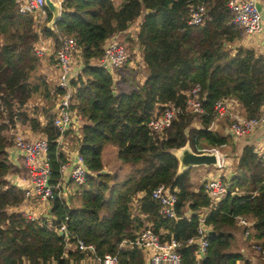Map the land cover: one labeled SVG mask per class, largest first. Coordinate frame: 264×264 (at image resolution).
Wrapping results in <instances>:
<instances>
[{
  "label": "trees",
  "instance_id": "1",
  "mask_svg": "<svg viewBox=\"0 0 264 264\" xmlns=\"http://www.w3.org/2000/svg\"><path fill=\"white\" fill-rule=\"evenodd\" d=\"M19 1L0 0V264H75L85 255L67 250L68 238L72 243L82 239L94 244L100 256L115 254L148 221L163 237L182 243L180 264H260L233 249L237 218L245 217L255 222V232L247 240L257 241L264 256V158L260 149L254 145L242 148L231 178H224L229 193L217 202L205 184L195 188L191 171L178 174L179 161L173 153L188 142L196 152L222 151L233 143L230 135L212 128L218 118V100L239 101L249 118L264 107V54L234 48L243 39V30L234 22L231 0H123L120 6L113 0H65L55 30L47 27L52 18L49 9L44 23L39 24L33 14L20 12ZM198 3L206 5L205 23L189 25L190 9ZM144 14L138 42L149 75L143 85L118 91L112 73L93 60L103 57L109 38L127 30ZM61 35L77 39L84 60L82 73L72 86L74 108L87 121L79 152L90 174L87 184L79 187L80 207H72L60 197L50 199L55 218L50 224L16 210L25 200V190L5 178L13 167L7 152L12 130L28 124L50 141L51 183L57 186L62 180L61 166L67 159L56 141L53 115L45 113L48 122L42 126L39 118L22 111L34 98L50 101L54 94H62L61 88L39 73L41 56L37 52L41 38L53 37L57 49ZM197 85L202 88V98L205 95L204 112L178 115L163 133H152L151 119L168 106L185 107ZM196 121L200 126H194ZM110 144L117 146L119 160L132 166L124 180L102 172V153ZM160 184L178 191L177 219L159 212L160 203L152 192ZM205 209L210 212L203 225L216 233L207 237L208 247L201 253L200 245L189 239L198 237ZM141 215L147 216V224ZM63 223L68 230L60 235ZM119 255L127 264H156L146 263L143 251L137 248L122 249Z\"/></svg>",
  "mask_w": 264,
  "mask_h": 264
},
{
  "label": "built area",
  "instance_id": "2",
  "mask_svg": "<svg viewBox=\"0 0 264 264\" xmlns=\"http://www.w3.org/2000/svg\"><path fill=\"white\" fill-rule=\"evenodd\" d=\"M63 7L65 0H53ZM264 0H231L229 6L235 15V24L243 30V38L248 36H257L264 31V18L262 12L258 9L257 4L263 3ZM20 12L31 13L34 15L37 23H44L47 17L46 0H20ZM207 9L204 3H198L191 7L189 25H203L206 20ZM119 37L114 35L109 38L104 45V55L98 59L96 65L108 69L112 74L118 68L124 66L130 58V53L126 47L120 43ZM59 47L56 49V65L58 68V87L62 89L59 94L58 109L53 119V125L58 132L57 144L60 147L64 143V139L71 128H83L85 118L74 108L75 88L72 82L77 80L82 73V69L78 68L74 63V55L76 51L81 50L77 39L72 36H59ZM37 52L43 55V48L38 47ZM201 86L197 85L189 93V99L185 107L168 106L164 111L156 114L149 123L152 133L159 135L163 133L173 120L181 114L185 113H203V99L201 95ZM233 98L220 99L215 104V110L220 116H228L231 119L228 132L232 138H240L249 136L257 129L264 127V107L261 113L255 117H244L238 112H233L230 102ZM12 153L9 155L11 163L12 158H21L27 175L31 181V187L25 190V200L38 199L42 201H50L53 193L58 190L61 198V192L65 188L62 187V180L55 186L51 183L52 168L49 158L50 141L45 134L35 137L26 136L21 130L15 128L12 130ZM9 146V147H10ZM210 151H217L212 149ZM264 158V151H262ZM12 164V163H11ZM69 171L70 180L78 187L87 184L90 170L87 167L84 157L77 153L73 158L67 159L61 166L62 178ZM205 188L211 199L215 202L229 193L228 183L224 177L216 176L205 183ZM153 199L160 203V214L169 219H177L178 191L171 185L160 184L152 192ZM24 200V201H25ZM29 215V214H28ZM30 218L38 220L34 215ZM204 218V217H203ZM198 229V237L189 239V243H198L200 252L205 253L208 247L207 237L208 231L203 225ZM237 225L245 228L244 236L248 239L252 235L254 229L251 221L245 217L237 218ZM253 227V229H252ZM67 224L63 223L59 231L67 233ZM69 239V238H68ZM76 250L84 254L83 259H89L96 264H127L120 257V251L127 248H137L143 251L146 263L156 264H180L182 255L180 248L182 243L174 237L165 238L163 233L154 230L151 224L146 225L140 230L133 240L124 241L120 244L117 253H107L103 256L98 255L97 248L94 244H86L82 239L74 242ZM253 248L260 250V247L253 243ZM43 264H55V262H46ZM237 264H244L238 262Z\"/></svg>",
  "mask_w": 264,
  "mask_h": 264
},
{
  "label": "crops",
  "instance_id": "3",
  "mask_svg": "<svg viewBox=\"0 0 264 264\" xmlns=\"http://www.w3.org/2000/svg\"><path fill=\"white\" fill-rule=\"evenodd\" d=\"M116 6H120L121 2L123 0H113ZM261 7H262V15L264 18V2L260 3ZM143 19L142 17L136 20V23L138 22V26H140V24L142 23ZM133 26V24H132ZM132 26L130 28H128L125 31L119 32L116 35L117 36H122V34H129L132 31ZM138 26L136 27V29L138 28ZM55 30V27H54ZM138 34V33H137ZM258 36V35H257ZM138 46L141 49V46L139 45L138 42V37H137V42ZM38 47H42L43 48V55L41 56V65H40V69H39V73L44 74L47 76L49 82L56 87L58 85V68L56 65V57H55V53H56V47H57V43L56 40L52 37V38H41L40 43L38 44ZM239 47H245L248 49H252L255 50L258 54H264V31L259 34L258 37H256V39L250 41L249 38L246 36L243 39L239 40L238 42H236V44H234V48L237 49ZM142 61L144 64L145 68H148L145 61H144V55H143V51H142ZM98 59L93 60V64H97ZM75 63V61H74ZM75 65L82 69L84 68V60L83 57L81 55L80 59H78L77 63H75ZM148 71V69H147ZM147 74V73H146ZM149 74V73H148ZM113 77L118 78L119 80V84L117 85V90L118 91H128L131 87H135L133 85H136L133 80L130 81L128 80V78H123L121 77L119 79L118 75L116 73L112 74ZM148 77V75H147ZM147 77H145V79L143 81L137 84L139 85H143L147 79ZM116 84V83H115ZM138 86V85H136ZM39 101H41L42 103H44V101L46 102V113L50 112V115H53V117H55L56 113H57V109H58V101H59V94H54L52 100L50 101H46L45 99H38ZM32 102V100L30 101V103ZM49 102H51V105H49ZM231 107H232V111L238 112L240 113L242 116H245V108L243 107V105L233 99L231 102ZM45 107V106H44ZM238 109V110H236ZM31 115H34V113H32ZM37 115V116H36ZM34 115V117L39 118L40 123L42 126H44L47 122H48V118L45 116V112H40V114ZM231 119L228 116H220L217 118V120L215 121V123L213 124L212 128L214 130H221L223 131L225 134H229L228 132V127H229V123L228 121H230ZM87 123V121H85L84 125ZM84 127V126H83ZM198 127V126H197ZM18 130H21L26 136L28 137H35L37 135H41V133H37L35 132L31 126H29L28 124L26 125H20L18 124L17 127ZM82 129L80 127H74L71 128L69 130V132L67 133L65 139H64V143L63 145L60 147V151L62 153L65 154L66 159H71L73 158V156H75L77 153H79V148L81 146V140H82ZM13 133V132H12ZM233 143L231 142L229 145H226L224 148L222 149V152H225V156L224 154H220L219 156H222L223 159L225 160H221L220 157V166H224V168L222 169H217V171H214V169H212L211 167H205L206 169L202 168V169H197V170H193L191 171V176H192V181L193 184L195 186L196 189H199V187H201L202 185H204L207 180L216 177V176H220V177H226V178H230V174L232 175V173L234 172V168H227V165L229 163L228 160L231 161L232 158L236 159V163L239 160V157L241 155V151L242 148L246 145H254L257 148L260 149V152L262 153V151H264V127L263 128H259L257 129L254 133H252L249 136H245V137H240V138H232ZM109 146V145H107ZM107 146L105 148H107ZM105 148L103 150L102 153V158H103V154L105 151ZM212 149H208L206 151H210ZM237 150V152H236ZM12 148L11 146L8 147L7 152L10 153L11 155H15L14 153L11 152ZM220 153V152H219ZM231 155V157H229ZM225 161V163H224ZM11 163L13 165L11 172H9V174L6 176V180L20 188H22L23 190H26L27 188L31 187V181L29 179V176L26 173L25 167H24V163L23 160L19 157V158H12ZM105 165H104V169H105ZM204 167V166H203ZM215 167V166H213ZM217 167V168H219ZM235 167V166H234ZM216 168V167H215ZM108 173H114L112 171H110L109 169H105ZM122 171V175L124 177H121L120 179L124 180L126 179L132 172V166L130 164H128L127 166L123 167L122 169H119ZM62 187L65 188L64 191L66 189H68L70 192L69 197L67 199V201L69 202V204L72 207H80L82 205V201L81 199L78 197V191L76 189V187L74 186L75 184L70 180V176H69V171L66 172L62 178ZM76 192V193H75ZM76 194V195H75ZM143 196V194H140L137 199L134 201V206L137 207L139 204V198ZM50 201H42V200H38V199H31V200H25L18 208H16L17 211H22L25 212L26 214L29 215H34L37 218H39L40 216H42L43 219H45V217H50L51 215V210H52V205L51 203H48ZM210 212V209H205L204 211L201 212V215H205L208 214ZM191 213H188V217H191ZM141 218L144 220V222H146L145 224H147V216L146 215H141ZM55 220V219H54ZM253 227L255 222L250 220ZM149 224V221H148ZM238 227V231L235 232V237H236V244L234 245L233 249L235 252H241L243 253L246 257L252 259L253 261L259 262L260 264H264V256H262L259 252V250L253 248V243H256L257 241H255L254 239H250L247 240V238H245V236L242 234V227L240 225L237 226ZM252 227V229H253ZM209 230H212L211 228L208 227ZM241 231V232H240ZM254 229L252 230V233L254 234ZM166 234V232H165ZM67 250H76V246L74 243H72L69 239H68V243H67ZM94 264H96L94 261H92ZM78 263V262H77Z\"/></svg>",
  "mask_w": 264,
  "mask_h": 264
},
{
  "label": "rangeland",
  "instance_id": "4",
  "mask_svg": "<svg viewBox=\"0 0 264 264\" xmlns=\"http://www.w3.org/2000/svg\"><path fill=\"white\" fill-rule=\"evenodd\" d=\"M144 17H145V14L142 15L143 20H144ZM138 25H139L138 22L136 23V21H135L133 23V26L131 25L132 26L131 33L122 34V36H120V37L118 36L119 37L118 40L120 41V43H122L126 47V49H128V51L130 53V58H129V61L124 66H122V67H120L114 71L118 75L119 79L121 77L128 78V80H130V81L133 80L134 82H136L135 83L136 85H139L140 82L143 81L145 79V77H147V75H149L148 74L149 70L147 71L148 68L144 67V64L142 61V51L140 50L138 43H136L138 34L140 32V27H141V24H140V26H138ZM137 26H138V28L136 29ZM258 36H248V38L250 41H252V40L256 39V37H258ZM81 55H82L81 50L76 51V53L74 55L75 63H77V61H78V59H80ZM114 82L116 83L115 87L117 88V85L119 84L118 78L115 77ZM137 83H139V84H137ZM136 85H133V86H136ZM38 99L39 98L32 99V102L31 103L29 102L28 105L24 106L22 111H28V114L30 115V117L36 115V113L37 114H40V112L46 113V102L44 101V103H42ZM49 105H51V102H49ZM236 110H238V109H236ZM32 113H34V115H31ZM48 115H50V112H48ZM194 126L195 127L200 126L199 122L196 121L194 123ZM6 134H7V132H6ZM223 149H225V148L223 147ZM219 152H220L219 155L220 154H224V155L226 154L225 152H222V151H219ZM236 152H237V150H236ZM220 157H221V160H225V159H223L222 156H220ZM229 157H231V155ZM102 160H103V165L106 166L105 169H109L110 171L114 172L113 174L117 175V178L124 177L122 175V171L119 169H122L123 167L127 166L128 164L123 163L122 161L119 160L118 148L116 145L110 144L109 146H107V148H105ZM228 161H229V163H228L226 169L227 168H229V169L235 168L234 166L236 165V159L232 158L231 161L230 160H228ZM224 163H225V161H224ZM202 168L206 169L205 167L202 166V167H194L190 171L202 169ZM211 168L214 169V171H217V169H222V168H224V166H221L219 168H217V167L215 168V167L211 166ZM229 177L231 178V174ZM230 178H228V179H230ZM74 186L76 187V189L78 191V197L82 201V189L76 185H74ZM69 192L70 191L68 189L61 192V198L67 200L69 197V194H70ZM48 203H51V202H48ZM101 215H103V214H101ZM38 219H40L41 221H47L50 224H53L55 218H54L53 214L51 213L50 217H45V219H43L42 216H40ZM205 229L209 230L208 227H205ZM75 264H94V263L89 259H82L81 261H78V263L75 262Z\"/></svg>",
  "mask_w": 264,
  "mask_h": 264
},
{
  "label": "water",
  "instance_id": "5",
  "mask_svg": "<svg viewBox=\"0 0 264 264\" xmlns=\"http://www.w3.org/2000/svg\"><path fill=\"white\" fill-rule=\"evenodd\" d=\"M46 4L50 12L52 13V18L48 22L47 27L50 30H54V27L58 20L60 19L62 13V7L59 3L54 2L53 0H46ZM258 9L261 11L262 7L260 4H257ZM152 10H148V13H151ZM116 93V92H115ZM174 155L177 157L179 161V170L178 174H183L187 171H190L194 167H219L220 166V156L217 151H204V152H196L191 147L190 143L188 142L185 146L179 149L173 150ZM103 173H108L105 169L102 171ZM230 190V189H229ZM59 194L54 192L52 195L53 200L59 198ZM201 218L204 215H200ZM214 230H209L208 235L212 236L215 235ZM60 235H65L64 232H60Z\"/></svg>",
  "mask_w": 264,
  "mask_h": 264
}]
</instances>
